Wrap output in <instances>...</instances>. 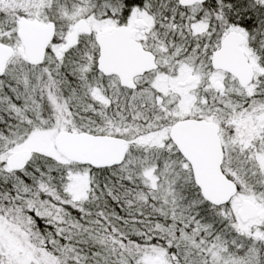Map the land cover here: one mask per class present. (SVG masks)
I'll list each match as a JSON object with an SVG mask.
<instances>
[{
  "label": "snow or ice",
  "instance_id": "1",
  "mask_svg": "<svg viewBox=\"0 0 264 264\" xmlns=\"http://www.w3.org/2000/svg\"><path fill=\"white\" fill-rule=\"evenodd\" d=\"M0 264H264V0H0Z\"/></svg>",
  "mask_w": 264,
  "mask_h": 264
}]
</instances>
